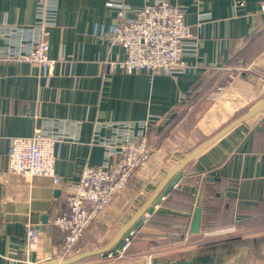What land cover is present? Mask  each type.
<instances>
[{
  "label": "crops",
  "instance_id": "0c3cea01",
  "mask_svg": "<svg viewBox=\"0 0 264 264\" xmlns=\"http://www.w3.org/2000/svg\"><path fill=\"white\" fill-rule=\"evenodd\" d=\"M41 1L0 0V24L32 26ZM107 1L57 0V25L49 34L56 63L47 73L27 62H0V264H54L63 244L54 225L69 212L61 186L50 177L9 172L12 138H31L39 128L64 137L55 146V170L63 181L78 182L85 168L106 161L99 142L114 137L111 125L152 120L150 160L92 222L75 256L106 247L181 162V179L154 205L126 253L100 256L102 264L149 263L264 236V0H168L181 6L198 43L196 56L185 59L188 72L174 77L111 70L110 63L127 54L104 36L118 22ZM155 1L122 0L134 10ZM200 14L209 17L201 25ZM252 110V117L186 160ZM200 198V233L191 234ZM30 227L40 239L31 253ZM148 250L150 260L143 255Z\"/></svg>",
  "mask_w": 264,
  "mask_h": 264
},
{
  "label": "built area",
  "instance_id": "2783aa9c",
  "mask_svg": "<svg viewBox=\"0 0 264 264\" xmlns=\"http://www.w3.org/2000/svg\"><path fill=\"white\" fill-rule=\"evenodd\" d=\"M106 5L116 9L118 22L104 36L111 46H119L127 54L125 60L110 63L113 72H148L172 77L188 72L189 64L185 59L196 56L198 43L192 26L184 20L181 6L168 0H156L135 10L122 0H108ZM57 13V0H43L36 8L32 26L0 24V62H27L40 66L47 73L56 63L49 55V34L57 25ZM199 17V25L209 19L206 14ZM111 128L114 137L99 142L106 149V161L99 167L85 168L78 182H65L56 173L55 146L63 142L61 135L39 128L31 138L11 140L9 172L25 179L50 177L65 194L69 212L54 221L63 233V244L56 252L58 262L72 257L76 243L92 222L125 188L134 170L150 160L152 148L147 138L152 120L113 124ZM39 242L36 230L28 228L27 252L37 251ZM130 244L131 240L125 239L117 256L124 255ZM151 257L149 255L148 259Z\"/></svg>",
  "mask_w": 264,
  "mask_h": 264
},
{
  "label": "water",
  "instance_id": "95a60500",
  "mask_svg": "<svg viewBox=\"0 0 264 264\" xmlns=\"http://www.w3.org/2000/svg\"><path fill=\"white\" fill-rule=\"evenodd\" d=\"M254 114V110H252L248 114L229 124L208 142L192 152L186 160H190L198 156L218 139L227 134L237 125L252 117ZM183 165L184 163L181 162L172 169L151 199L148 200L143 208L118 232V234L106 247L77 255L62 262H55L54 264H77L94 255H100L104 258H109L110 256L116 257L118 255V251L124 246L125 239L132 240L136 232L144 226L147 221V215H151L153 213L154 205L160 204L163 198L181 179L183 174L181 169ZM202 204L203 199L200 198L192 218L190 229L191 234L200 233L201 217L203 212ZM127 264H264V236L246 240L224 242L192 251L155 257L152 258L149 263L142 260Z\"/></svg>",
  "mask_w": 264,
  "mask_h": 264
},
{
  "label": "rangeland",
  "instance_id": "374dc122",
  "mask_svg": "<svg viewBox=\"0 0 264 264\" xmlns=\"http://www.w3.org/2000/svg\"><path fill=\"white\" fill-rule=\"evenodd\" d=\"M219 97H220V92L219 93H215V94H213L212 95V100H211V103H214V101H217L218 99H219ZM149 250H152V249H149ZM149 250H148V252H146L145 254H143V255H146V254H150L149 253ZM152 252H156V249L155 250H152ZM103 262H102V258L100 257V255H98L97 257H95V258H92V259H88V260H86V261H83V262H81V263H79V264H102Z\"/></svg>",
  "mask_w": 264,
  "mask_h": 264
},
{
  "label": "trees",
  "instance_id": "16d2710c",
  "mask_svg": "<svg viewBox=\"0 0 264 264\" xmlns=\"http://www.w3.org/2000/svg\"><path fill=\"white\" fill-rule=\"evenodd\" d=\"M151 156H152V154H151ZM147 163H148V162H147ZM147 163H146V164H147ZM116 196H117V195H116ZM116 196H115V197H116ZM115 197H114V198H115ZM205 197H206V196H205ZM208 197H210V196H208ZM114 198H113V199H114ZM113 199H112V200H113ZM204 203H205V201H204ZM86 231H87V230H86ZM60 232H61V231H60ZM61 233H62V232H61ZM62 235H63V233H62ZM97 256H98V255H94V256L88 257L87 259H85V260H83V261H86V260H88V259L95 258V257H97ZM73 257H75V254H73L72 257H70V258H73ZM70 258H69V259H70ZM54 261L58 262L57 258H55ZM83 261H81V262H83Z\"/></svg>",
  "mask_w": 264,
  "mask_h": 264
}]
</instances>
